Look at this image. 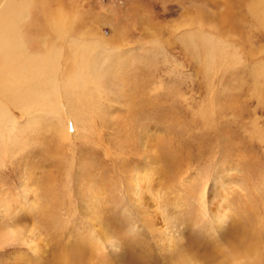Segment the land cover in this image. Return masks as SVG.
I'll return each mask as SVG.
<instances>
[{
  "label": "rangeland",
  "instance_id": "obj_1",
  "mask_svg": "<svg viewBox=\"0 0 264 264\" xmlns=\"http://www.w3.org/2000/svg\"><path fill=\"white\" fill-rule=\"evenodd\" d=\"M262 8L31 0L22 38L60 50L62 75L73 39L120 49L51 113L0 91L16 122L0 125V264H264Z\"/></svg>",
  "mask_w": 264,
  "mask_h": 264
},
{
  "label": "bare ground",
  "instance_id": "obj_2",
  "mask_svg": "<svg viewBox=\"0 0 264 264\" xmlns=\"http://www.w3.org/2000/svg\"><path fill=\"white\" fill-rule=\"evenodd\" d=\"M2 2L5 4L2 8V3H0L2 8H0V58L2 61L0 65V91L12 102L13 106L30 116L36 112L51 113L50 111L57 110L60 99L58 89L61 84H63V89L69 88L72 91L71 87L73 86H69L67 83H72L78 79V82L84 86L86 83L84 80L87 79V82H90L89 78L96 80L98 77L96 69L99 68L96 66L98 60L106 59L107 53L112 54V52H117L120 49L112 39L89 40L84 36L73 39L71 46L74 47L76 53L73 57L76 67H73L71 73L62 75L60 70L62 65L59 66L61 63L60 50L52 48L53 50H48L50 51L49 54L32 56L22 38L21 25L25 19L26 6L31 0H2ZM256 14L264 16V14L261 15V11L260 13L256 12ZM64 23L61 20H53L52 22L51 31L57 33L61 39L67 32ZM85 86L87 87L86 84ZM11 116L9 109L0 100V125H3L4 121L16 125ZM0 129L3 130V128ZM2 132L0 131V137H2ZM185 264L194 263L186 262Z\"/></svg>",
  "mask_w": 264,
  "mask_h": 264
},
{
  "label": "snow or ice",
  "instance_id": "obj_3",
  "mask_svg": "<svg viewBox=\"0 0 264 264\" xmlns=\"http://www.w3.org/2000/svg\"><path fill=\"white\" fill-rule=\"evenodd\" d=\"M12 244H14V242H9V245H12ZM5 246H6V245H4L2 241H0V248H3V247H5ZM7 246H8V245H7Z\"/></svg>",
  "mask_w": 264,
  "mask_h": 264
}]
</instances>
